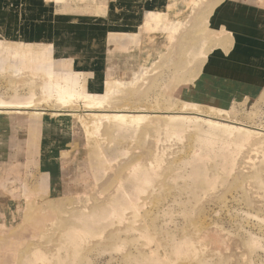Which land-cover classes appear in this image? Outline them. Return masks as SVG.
<instances>
[{
  "label": "rangeland",
  "instance_id": "obj_1",
  "mask_svg": "<svg viewBox=\"0 0 264 264\" xmlns=\"http://www.w3.org/2000/svg\"><path fill=\"white\" fill-rule=\"evenodd\" d=\"M0 56V111L85 121L0 112L5 264H264V0H0Z\"/></svg>",
  "mask_w": 264,
  "mask_h": 264
},
{
  "label": "bare ground",
  "instance_id": "obj_2",
  "mask_svg": "<svg viewBox=\"0 0 264 264\" xmlns=\"http://www.w3.org/2000/svg\"><path fill=\"white\" fill-rule=\"evenodd\" d=\"M87 18V17H86ZM6 58H8L7 56L5 57V56H0V62H1V64H2V67H3V65L5 64V62H7L6 60ZM5 60V61H4ZM9 63V62H8ZM8 67V65L5 67V68H7ZM72 84V82H70L68 85H71ZM72 95L73 94H70V92H68V91H66L65 92V94H61V96H58V99H63V102H64V98H68V97H72ZM87 99V98H86ZM69 100V99H68ZM65 101H67V100H65ZM0 103H17V102H15V101H5V100H0ZM18 104V103H17ZM86 104H87V107L89 108V107H96V105H99V106H102V102H100V101H96V100H94V99H91V100H89V99H87L86 100ZM25 106H29V105H25ZM98 106V107H99ZM7 108H11L10 110H4V111H0V112H4L5 114H25L26 112H29V111H27V109H25L26 107H21V106H13V107H7ZM29 113H31V115H33V116H35L34 117V119H33V121L32 122H35V125H33V124H31L32 126H35L36 127V131L40 134V132H41V123H42V119H43V116H47L48 118H53L54 119V121L56 122H59V121H64V125H65V127L66 126H68V127H70V125H72L74 122H79L80 123V127H81V129H84V131H85V126L83 127V123L85 122H82V121H80V120H78V118L77 117H73V116H70V115H68V113H66V112H50V113H44V112H42V111H36V110H34V111H30ZM73 114V113H72ZM95 114V113H94ZM99 114V113H98ZM96 115V114H95ZM97 116V115H96ZM103 116V117H102ZM102 116H99L98 117V119L97 120H99L100 118L101 119H103V118H105V119H108V118H117V119H120V120H125V121H135V120H140L141 118H142V116L143 115H136V114H126V113H114V114H104V115H102ZM40 117H42V118H40ZM73 120L74 118V121H72L71 119ZM24 121H26V123H29V119L28 118H24L23 120H22V122H24ZM100 121V120H99ZM21 122V121H20ZM90 122H91V120H90ZM25 123V122H24ZM100 124V123H99ZM98 124V125H99ZM97 125V126H98ZM52 126V125H51ZM76 127V126H75ZM94 128V127H96V126H94L93 127V122L91 123V126H89L88 125V128ZM43 128V127H42ZM44 128H45V126H44ZM97 128V127H96ZM65 129V128H64ZM51 131V130H50ZM59 131V130H58ZM93 131V130H92ZM86 132H87V129H86ZM58 133V132H57ZM68 133V132H67ZM46 134V133H45ZM49 134H51V133H49ZM57 135V134H56ZM59 135V134H58ZM55 137V136H54ZM13 169H16L15 167H11V169L10 170H12L13 171ZM1 187V186H0ZM5 189L6 188H4V187H1L0 188V199H1V197H4L5 196ZM10 189H16V191H20V192H26V191H28V188L25 186V184L24 183H22V182H20V185H18V187H12V188H10ZM24 197L22 198V199H18V200H16V203H15V201H12V202H8L9 200H7L8 198H9V196L7 197V198H5V199H2V200H0V226L2 227L3 226V224H5L6 222H5V216H6V214H7V211H5L4 209H6L7 208V210L9 209V207L11 208V210H14L15 209V205L16 206H20V205H22V209H24L25 208V206H26V204L28 203V199H26L25 198V195H23ZM42 197H40V198H37V199H39V200H47V199H49V198H51L49 195H41ZM11 203V205H9ZM46 203H48V202H46ZM32 210H33V208H32ZM16 211V210H15ZM14 211V212H15ZM13 212V213H14ZM12 213V212H11ZM11 213H9V214H11ZM15 214V213H14ZM14 214H13V216H14ZM89 226V225H88ZM70 234H71V231H68L67 232V234H66V237L64 236V238L67 240V238H68V240H69V244L72 246V248H74L75 249V247H77L78 246V243H79V241H80V239H81V237L80 236H77L76 235V244H74L73 243V241L71 240V237H70ZM12 252L9 250V249H5V250H2L1 252H0V255L2 256V258L4 259L3 260V262L2 263H7V262H9L10 261V254H11ZM43 258H45V256L43 257L42 256V253L40 252V251H38V250H36V251H33V253H32V255H31V259L34 261V260H36V259H43ZM41 261V260H40ZM43 261H45V259H43Z\"/></svg>",
  "mask_w": 264,
  "mask_h": 264
},
{
  "label": "crops",
  "instance_id": "obj_3",
  "mask_svg": "<svg viewBox=\"0 0 264 264\" xmlns=\"http://www.w3.org/2000/svg\"><path fill=\"white\" fill-rule=\"evenodd\" d=\"M201 77H200V79L203 77V75H204V73H203V71H201ZM200 81V80H199ZM229 88V86H226V89H228Z\"/></svg>",
  "mask_w": 264,
  "mask_h": 264
}]
</instances>
